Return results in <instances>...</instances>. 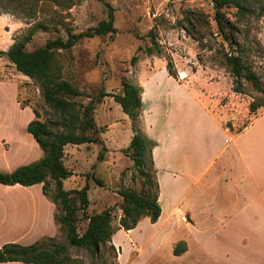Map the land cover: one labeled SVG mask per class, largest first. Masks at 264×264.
<instances>
[{
  "label": "rangeland",
  "instance_id": "1",
  "mask_svg": "<svg viewBox=\"0 0 264 264\" xmlns=\"http://www.w3.org/2000/svg\"><path fill=\"white\" fill-rule=\"evenodd\" d=\"M105 4L113 8L115 33L84 38L67 50L55 52L61 79L83 93V96L70 101L85 106L90 99L96 98L100 89L119 94L121 78L126 77L133 84L144 87L145 107L152 106L158 110L151 115L150 125L160 122L161 114L177 106L175 102L181 91L176 82L204 96L207 107L220 114L224 124L233 132L242 131L264 113L263 107L255 112L249 110L251 103L264 105V96L245 79L240 80L242 93L233 91V77L225 63L226 55H239L264 85V0H246L245 7L251 12L244 16H239L232 7L223 10L227 21L235 28V42L224 39L218 32L213 4L209 0H0V50L8 49L31 30V39L24 47L27 52L43 47L47 41L65 40L68 33L78 34L93 28L106 19ZM150 30L156 34L161 55L147 56L138 51L139 47L150 45L147 36ZM135 55L138 59L132 65L130 60ZM168 58L173 61L176 79L166 72ZM0 81L16 84L18 93L15 101L20 109L15 108L14 92L0 87V153L5 151L12 155L16 145V165L33 163L41 158L42 152L23 123L34 119L33 111L37 112L40 121H47L51 126L58 124V129L53 127L55 130L61 129V120L44 103L37 83L18 73L5 57L0 58ZM156 113L161 116L156 118ZM93 119L100 130L98 137L106 148L103 159H97L100 145H67L63 163L73 175L63 181V188L81 189L88 184L89 206L86 214L110 209L111 226L116 229L122 214V200L117 192L123 189L141 190L142 178L122 153L133 132L129 118L111 97L95 104ZM140 121V130L145 134L146 121L141 116ZM6 124L9 126L7 129ZM4 133L14 139V145ZM179 157L183 159L184 153H180ZM2 168L5 167L0 161V170ZM144 168L150 171L147 161ZM92 176L101 179L104 187L97 186ZM60 213L57 209L54 215ZM81 215H78L79 234L86 228V220ZM140 229L151 233L144 225ZM254 232L257 235L262 230ZM135 235L140 239L144 237L143 234ZM53 240L67 245L59 227ZM179 240H186L183 229L175 230L156 252L150 247L144 249L136 264H207L192 256H173L170 245ZM135 251L129 246H125V250L122 247V257L117 261V250L109 245L101 249L99 257L84 249L67 247L72 264H127L130 260L135 262Z\"/></svg>",
  "mask_w": 264,
  "mask_h": 264
},
{
  "label": "crops",
  "instance_id": "2",
  "mask_svg": "<svg viewBox=\"0 0 264 264\" xmlns=\"http://www.w3.org/2000/svg\"><path fill=\"white\" fill-rule=\"evenodd\" d=\"M176 84L181 91L177 106L161 114L155 125H150V119L158 110L145 107L142 87L141 117L146 121L144 135L155 142L151 156L161 212L155 223L144 217L131 230H115L111 244L117 250V261L122 247L129 246L136 250V259L127 264H136L144 249L156 252L175 230L183 229L186 240L170 245L173 256L174 246L183 242L185 251L176 257L192 256L207 264H264V113L242 131L233 132L220 114L207 107L204 96L183 83ZM0 87L14 92L15 108L20 110L16 84L0 81ZM161 115L156 113V118ZM10 141L15 144L14 139ZM17 151L15 145L12 155L0 153L5 167L0 171L19 167L14 161ZM41 186L0 184V248L7 243L29 246L56 237V207ZM142 225L151 233L141 230ZM259 229L262 232L254 234ZM135 233L144 237L137 238Z\"/></svg>",
  "mask_w": 264,
  "mask_h": 264
},
{
  "label": "trees",
  "instance_id": "3",
  "mask_svg": "<svg viewBox=\"0 0 264 264\" xmlns=\"http://www.w3.org/2000/svg\"><path fill=\"white\" fill-rule=\"evenodd\" d=\"M214 8V21L217 30L224 39L235 42L234 26L227 21L224 9L232 7L239 16L250 13L245 7L246 0H209ZM107 9L106 19L100 21L95 27L89 28L78 34L68 33L65 40L58 38L47 41L43 47L31 52L25 51V44L31 39L33 30L25 37L16 40L6 51L0 50V58L5 57L15 70L23 76L34 80L40 90L44 103L55 112L61 120L60 130H55L58 124L49 125L46 121H40L36 111H33L34 119L26 125L29 133L42 152L37 161L21 165L12 172H0V184L5 186L20 185L29 187L41 184L42 193L60 210L59 215H54V221L59 225L67 245H62L53 238H45L41 242L29 246H21L14 243L4 244L0 248V263L20 262L23 264H72L67 253V247L84 249L94 257L101 255V249L111 244V237L115 230L124 231L135 228L144 217H148L151 223H155L160 216L158 203V183L153 169L151 149L155 142L148 139L140 130L139 121L142 113V87L133 84L126 77L121 78V92L110 94L100 89L95 99H90L85 106L77 105L70 101L71 98L81 97L83 93L69 82L61 79L59 67L56 66L57 50H67L73 47L79 40L93 37H104L116 32L114 27L113 8L105 4ZM150 45L139 47L142 54L151 56L161 55V49L156 42V34L150 30L147 34ZM138 55L131 58V64H135ZM225 63L229 67L233 77V91L242 93L241 79H245L251 86L264 96V85L251 68L242 62L239 55L228 54ZM166 72L168 76L176 79L173 61L166 60ZM105 97H111L119 104L122 112L129 118L133 136L128 146L122 151L137 170L142 178L139 192L131 189L119 190L117 194L121 198V217L118 227L111 226L112 217L110 209L100 213L86 214L89 206L87 191L89 185L81 189L64 190L63 181L73 175L72 171L63 163L64 148L67 145L96 144L101 146L97 156L103 159V151L106 150L103 142L98 137L100 130L96 127L93 113L95 104L100 103ZM264 105L251 103L249 110L255 112ZM141 122V121H140ZM230 128L229 126H227ZM150 164V171L144 168L145 162ZM95 184L104 187V182L92 176ZM81 218L86 220V228L82 234L78 232V222ZM185 251V243L179 242L174 250L175 256Z\"/></svg>",
  "mask_w": 264,
  "mask_h": 264
}]
</instances>
